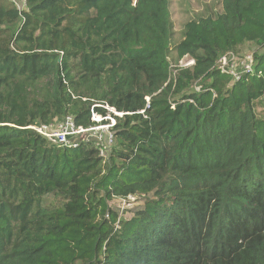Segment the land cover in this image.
Segmentation results:
<instances>
[{"label":"trees","instance_id":"trees-1","mask_svg":"<svg viewBox=\"0 0 264 264\" xmlns=\"http://www.w3.org/2000/svg\"><path fill=\"white\" fill-rule=\"evenodd\" d=\"M13 4L0 0V264H264V0H222L179 41L171 0ZM246 43L255 73L233 81L214 65ZM173 53L195 64L173 76ZM104 103L127 113L106 162L30 127L89 125ZM130 195L146 196L132 216L96 220Z\"/></svg>","mask_w":264,"mask_h":264},{"label":"built area","instance_id":"built-area-1","mask_svg":"<svg viewBox=\"0 0 264 264\" xmlns=\"http://www.w3.org/2000/svg\"><path fill=\"white\" fill-rule=\"evenodd\" d=\"M17 9L22 12L26 9L29 0H10ZM187 56V57H186ZM187 58L188 66L195 64V59L189 55ZM257 63L254 52H237L230 50L219 56L214 65L220 72L229 75L233 81H241L245 76L255 73ZM264 99V95H263ZM103 107L106 113H99L95 107ZM150 107V97H147V105ZM146 108L139 110L138 113L145 114ZM127 114L119 111L107 103L96 104L91 110V123L89 125L78 124L75 117L71 114L66 115L60 121L45 123L31 128L44 135L53 144L68 147L79 148L82 143L93 144L98 150L100 157L107 161L109 152L112 151L115 141L117 117H123Z\"/></svg>","mask_w":264,"mask_h":264},{"label":"rangeland","instance_id":"rangeland-1","mask_svg":"<svg viewBox=\"0 0 264 264\" xmlns=\"http://www.w3.org/2000/svg\"><path fill=\"white\" fill-rule=\"evenodd\" d=\"M171 19L174 24V41H179L182 37V30L184 29V24L192 19H198L200 17H206L209 15H215L223 11L222 0H171L170 4ZM239 52H254L258 48L256 45H250L247 43L239 47ZM259 52L261 55L264 53V47H260ZM187 57V56H186ZM183 57L177 63L175 62L176 55L173 53L171 55V70L172 75L175 76L179 72L180 67L188 68L187 58ZM200 91L201 86L198 82H194L188 90ZM257 113L261 118H264V99L262 103H258L256 108ZM117 138L115 144H117ZM100 156V155H99ZM98 181V179H97ZM96 181V182H97ZM94 179H89L87 184L95 185ZM84 184V183H83ZM86 185V184H85ZM98 186V185H97ZM99 187V186H98ZM103 193V192H102ZM145 195H130L127 198H106L101 204L100 208L97 211L96 220H99L102 216L104 210H107L109 207L117 211L122 218H129L133 215V212L141 208L144 205ZM50 200H53V197L50 196ZM97 223V221H96ZM86 231L82 230L81 233H73L78 237H84Z\"/></svg>","mask_w":264,"mask_h":264},{"label":"crops","instance_id":"crops-1","mask_svg":"<svg viewBox=\"0 0 264 264\" xmlns=\"http://www.w3.org/2000/svg\"><path fill=\"white\" fill-rule=\"evenodd\" d=\"M237 52H239V51H237ZM221 55H222V54H221ZM221 55H220V56H221Z\"/></svg>","mask_w":264,"mask_h":264}]
</instances>
